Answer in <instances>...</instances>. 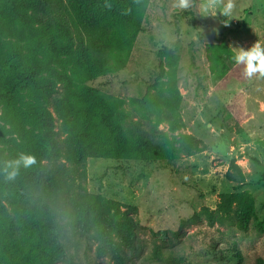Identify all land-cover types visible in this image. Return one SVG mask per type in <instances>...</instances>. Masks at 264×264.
I'll use <instances>...</instances> for the list:
<instances>
[{
	"label": "trees",
	"instance_id": "obj_1",
	"mask_svg": "<svg viewBox=\"0 0 264 264\" xmlns=\"http://www.w3.org/2000/svg\"><path fill=\"white\" fill-rule=\"evenodd\" d=\"M150 3L0 0V98L12 127L0 123V142H8L11 133L28 139L9 145V152L0 146L1 262L74 263L73 250L87 242L97 257L129 264L141 248L137 207L88 189L89 158L174 161L207 148L192 134L175 135L183 125L182 96L175 81L132 98L133 112L123 108L118 97L88 84L125 67ZM178 50L179 40L175 50L165 46L159 57L175 65ZM64 62L71 63L69 70L63 69ZM27 89L33 99L23 102ZM161 123H167L169 131L160 129ZM20 153L35 156L36 163L21 166L8 180L4 164ZM226 178L237 188L221 192L215 208L203 206L181 226L206 221L264 234V219L256 214L254 196L241 189L247 176L235 159ZM157 234L165 239L168 231ZM151 257L164 264L185 262L159 245ZM220 257L229 255L221 252ZM256 264H264V258H257Z\"/></svg>",
	"mask_w": 264,
	"mask_h": 264
},
{
	"label": "rangeland",
	"instance_id": "obj_2",
	"mask_svg": "<svg viewBox=\"0 0 264 264\" xmlns=\"http://www.w3.org/2000/svg\"><path fill=\"white\" fill-rule=\"evenodd\" d=\"M234 2L232 16L225 18L208 16L204 0H192L187 10L175 7L174 0H151L125 67L88 82L118 97L123 108L133 112L132 98L175 81L183 118L175 135L192 134L207 145L202 152L180 155L174 161L89 158L88 189L137 207L141 248L129 264H164L151 257L158 245L166 254L185 258L182 264H256L257 258H264V234L256 230L243 232L206 221L181 226L182 220L203 206L215 208L221 192L237 188L226 178L233 159L247 176L241 189L254 196L256 214L264 219V77L257 73L249 79L244 66L233 59L239 48L264 43V0ZM177 40L178 62L173 65L166 57L160 59V50L165 46L175 50ZM40 56L45 58L47 53ZM69 63L64 62L63 69L69 70ZM22 96L28 102L33 92L27 89ZM0 123L12 128L2 98ZM159 128L169 131L167 123ZM7 138L8 142H0L6 152L9 145L28 140L14 133ZM162 230L168 231L165 239L157 234ZM221 252L228 259H222ZM73 253L74 263L57 264H113L108 257H97L87 242ZM231 253L240 257L234 260Z\"/></svg>",
	"mask_w": 264,
	"mask_h": 264
},
{
	"label": "clouds",
	"instance_id": "obj_3",
	"mask_svg": "<svg viewBox=\"0 0 264 264\" xmlns=\"http://www.w3.org/2000/svg\"><path fill=\"white\" fill-rule=\"evenodd\" d=\"M191 5L192 0H174V6L181 10H187ZM235 7L234 0H204V11L211 17H216L217 14L225 18L231 17ZM214 31L218 34V30L214 29ZM233 59L237 64L244 66V75L249 79L257 73L264 77V43L257 41L250 48H239L234 53ZM35 163V156L20 153L15 159L5 162L3 169L6 174L5 178L8 180L14 179L21 166L27 168Z\"/></svg>",
	"mask_w": 264,
	"mask_h": 264
}]
</instances>
